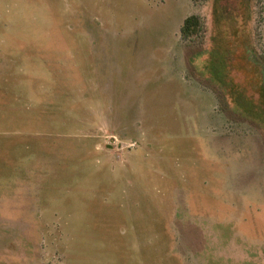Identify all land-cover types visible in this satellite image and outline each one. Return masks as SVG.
<instances>
[{
    "label": "rangeland",
    "instance_id": "obj_1",
    "mask_svg": "<svg viewBox=\"0 0 264 264\" xmlns=\"http://www.w3.org/2000/svg\"><path fill=\"white\" fill-rule=\"evenodd\" d=\"M0 264H264V0H0Z\"/></svg>",
    "mask_w": 264,
    "mask_h": 264
},
{
    "label": "trees",
    "instance_id": "obj_2",
    "mask_svg": "<svg viewBox=\"0 0 264 264\" xmlns=\"http://www.w3.org/2000/svg\"><path fill=\"white\" fill-rule=\"evenodd\" d=\"M199 21L196 16H189L184 20L181 27V34L183 37H190L198 32Z\"/></svg>",
    "mask_w": 264,
    "mask_h": 264
}]
</instances>
